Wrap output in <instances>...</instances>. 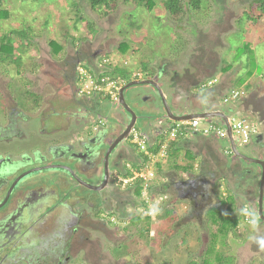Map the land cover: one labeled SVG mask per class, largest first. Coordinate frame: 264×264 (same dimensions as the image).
<instances>
[{
    "label": "rangeland",
    "instance_id": "374dc122",
    "mask_svg": "<svg viewBox=\"0 0 264 264\" xmlns=\"http://www.w3.org/2000/svg\"><path fill=\"white\" fill-rule=\"evenodd\" d=\"M164 1L154 0L156 5L149 11L144 4L136 3L135 0H116V7L112 10L106 7L94 10L87 0H6L4 8L10 17L0 21V38L13 30H24L27 37L23 41L18 38L14 41V62H4L0 50V103H8L7 106H10L12 97H17V92L18 96L21 95L20 90L38 92L42 96L46 93V98L53 97V101L59 96L66 97L64 91H70L64 86V65L61 62H66L67 52L78 47L84 49L93 41L102 49L101 60L107 58L118 64L132 62V65L133 62H160L158 65L167 62L168 75H174V67L179 71L187 68L190 74L193 73L191 78L196 85L194 88L198 89L191 93L190 100L200 101L203 90L201 86L211 80L215 82L212 89L216 103L212 104L213 107H222L218 101L222 103L224 98H228L232 88L245 92L240 100L223 107L231 116L233 105L237 104L235 110L239 112L238 116L246 117L252 124L256 123L258 129L263 127L264 18L247 24V18L242 17L240 20L244 12L255 8V0H203L199 10L184 5L183 16L178 19H174L165 10ZM51 41H59L63 50L56 54ZM124 42L129 45L126 55L119 51L120 44ZM17 59L19 64L15 61ZM195 63L194 74L192 69ZM228 66H232L230 71H224ZM133 67H120L127 80L132 78ZM103 97L105 95H101V98L107 104L111 103ZM18 98L24 99L23 96ZM134 109L138 112L137 108ZM261 131L264 129L261 128ZM192 134L191 131L190 136L193 138ZM205 137L202 133L195 142L190 143L193 140L189 139L182 144L184 149L190 147L189 164L193 168L199 157L195 152L205 143L201 140ZM169 152L170 149L164 159L156 157L149 161L147 169L152 171L154 177L143 182L141 200L136 203V200L131 199L134 205L126 208L129 214L122 211L125 219L116 218L109 227L89 230L87 235L91 242L85 244L87 254L97 251L98 259L88 257L85 263L76 258L75 262L219 264L220 257L225 260L229 256L232 260L227 264H264V251L257 253L250 249L253 238L260 237L264 230L255 232L252 228L230 229L222 240L219 226L213 225V219L212 222L209 220L211 213H221L217 209L208 211L206 215L203 212L199 222L195 223L192 215L199 214L192 207L195 195L181 187V182L185 186L192 175L180 167L185 166L180 164L183 152L172 155ZM219 154L222 160L229 159L232 164L236 162L234 156L222 155V152ZM129 158L139 163L137 152ZM184 159L186 156H183ZM204 160L209 164V157ZM203 163L199 162L198 169L194 168L191 172L198 173L200 170V177L208 183L214 180L215 174L209 166L203 169ZM232 176L235 175L230 173L227 178ZM135 182L125 187L121 184V187L126 193H133L138 185ZM222 197L226 199V196ZM233 200L236 204L235 198ZM237 203L241 208L245 204L251 206L249 199L242 195ZM219 207L225 211L222 215L227 214L228 209L224 205L220 204ZM241 208L234 212L235 215H240ZM259 225L264 227V221H259ZM261 241L264 238L259 240V244L264 246Z\"/></svg>",
    "mask_w": 264,
    "mask_h": 264
},
{
    "label": "flooded vegetation",
    "instance_id": "af4514ba",
    "mask_svg": "<svg viewBox=\"0 0 264 264\" xmlns=\"http://www.w3.org/2000/svg\"><path fill=\"white\" fill-rule=\"evenodd\" d=\"M89 44L84 49L73 48L72 52H67L66 62H61L64 86L70 91H64L66 97H55L53 101V97L46 98V93L42 96L38 92L20 90L24 99H19L17 92L10 106L0 103V264H78L76 258L85 263L88 257L98 259L97 251L87 254L85 244L91 242L87 235L89 230L109 227L116 218L125 219L126 208L134 205L131 199L137 203L142 198L135 191L126 193L117 184V176L140 166L129 158L137 152L131 137L107 157L110 144L117 138L107 135V123L121 119L127 126L131 119L129 113L107 95L103 98L109 99L110 104L101 94L86 96L79 92L80 70L93 72L105 65L101 60L102 49L93 41ZM146 66L134 69L129 80L120 75L118 89L134 80L155 81L165 95L166 90L171 89L170 95L182 101L181 104L169 102L171 111L181 115L178 109L184 99L192 101L191 93L198 91L196 85L191 86L185 72L165 75L164 69L152 62ZM156 91L149 86L128 89L130 104L137 107L138 116L155 113L152 96ZM214 94L212 87L202 90L200 101L197 100L200 106L210 111L221 109L212 106L216 103ZM218 103L222 106L220 101ZM156 105L162 107L161 116L166 114L162 103ZM169 121L158 118L154 140H160L165 128L162 125ZM261 124L263 127L258 129L257 137L242 150L258 162H264V131H261L264 123ZM234 158V166L225 171L221 165L210 185L200 176L191 178L185 186L181 182L184 190L195 195L192 207L199 214H193L192 218L198 223L203 212L204 215L212 209L225 212L219 207L224 200L222 195L226 196L225 201L235 198L231 212L235 215L241 208L237 200L242 195L251 202V206L243 204L241 209L249 208L252 224H244L242 216L237 230L263 231L259 221L264 219L258 215L262 165ZM230 173L235 176L227 178ZM224 206L227 210L228 204ZM262 238L264 233L254 237L250 249L257 253L264 251V246L259 244Z\"/></svg>",
    "mask_w": 264,
    "mask_h": 264
},
{
    "label": "built area",
    "instance_id": "2783aa9c",
    "mask_svg": "<svg viewBox=\"0 0 264 264\" xmlns=\"http://www.w3.org/2000/svg\"><path fill=\"white\" fill-rule=\"evenodd\" d=\"M105 63L110 65V62ZM105 72H107L106 68L104 69V71H102L101 69H96L93 72L81 69L80 75L82 77L81 81L83 82V85L80 89V92L85 95H92L93 93H105L108 97H110L112 101L117 102L119 99L118 83L113 78L106 76ZM87 81H89V84H87ZM214 83L215 82L211 80L201 87L203 90H206L207 88L213 87L215 85ZM243 96H245V92L231 89L229 90L228 98L222 100V103L225 105L233 101H238ZM238 114V112L232 113V115L229 116V123L232 129L233 138L236 141V146L238 148L245 149L249 144H251L253 138L258 135V125L256 123L252 124L253 122L247 120L244 116H238ZM201 123L202 121L200 119L195 118L189 122H178L171 124V126L166 131L167 143L176 142L183 138H186L188 136L189 130H200V132H202L206 136L214 135L219 139L225 140L227 142V145L229 146L224 123L208 122L203 128H201ZM134 142L139 145L142 151L146 149L145 140H140L137 133L134 134ZM166 148L167 145L163 146V154H165ZM224 153L227 156L232 155V151L229 147L224 150ZM148 167L149 165H146L145 168L142 167L139 171L131 170V176H117V183L120 185L122 184L123 187H125L129 183L135 181H141L142 184L143 182H148V179H152L154 177L152 171L150 169H147ZM145 172H148V174ZM243 212L245 213V215L243 216L244 224H252L249 208L245 207L243 209Z\"/></svg>",
    "mask_w": 264,
    "mask_h": 264
},
{
    "label": "trees",
    "instance_id": "16d2710c",
    "mask_svg": "<svg viewBox=\"0 0 264 264\" xmlns=\"http://www.w3.org/2000/svg\"><path fill=\"white\" fill-rule=\"evenodd\" d=\"M6 0H0V21H5L7 20L9 17H10V13H8V10L4 8V2ZM136 3H139V4H144L149 11H152L155 7V2L154 0H135ZM87 2L89 3L90 7L92 9H100L102 7H106L108 8L109 10L111 9H114L116 7V0H87ZM186 2V3H185ZM202 3H203V0H165L163 2V7L165 8V10L171 14V16L174 18V19H178L180 17L183 16V13H184V5L186 8L188 7H191L193 9H196V10H199L202 6ZM254 4H255V8L253 10H250V11H246L243 13V15L241 16L240 20L242 19V17L244 18H247L246 20V24L247 23H250L252 21H255V20H260L262 18H264V0H255L254 1ZM240 22V21H239ZM27 37V34L24 30L22 31H15L13 30L12 32H9V33H6L4 34L1 38H0V43H4V44H1L0 46V50H1V53L2 56H1V59L4 61V62H14L13 61V58L15 57L14 55V51H15V48L13 46V43L14 41L18 38L20 41H23L25 40ZM50 44H52L53 46V50L54 52H56V54H58L62 49V45L59 41H51ZM23 45V44H22ZM129 45L126 44L125 42L124 43H121L120 46H119V51L123 54H127V52L129 51ZM17 64H19L20 62H17V60H15ZM147 64V62H146ZM232 68V66H228L224 71H227ZM116 74L118 75H122L123 76V73L121 72V70H116ZM234 89V88H232ZM214 136V135H213ZM224 141V140H223ZM178 145V144H177ZM177 145H173L171 148H170V152L169 154L172 155L173 153H176L177 154ZM225 147V146H224ZM223 147V148H224ZM152 152H154L155 154L158 153V147H154L151 149ZM176 151V152H175ZM144 155H142V160H144ZM148 160V158L146 157L145 158V162ZM226 162H228L226 164V166L230 167V165L232 164L230 162L229 159L226 160ZM214 163H217L214 162ZM220 166V165H219ZM181 167V166H180ZM183 168V170L185 172H189L190 170L193 169V167L189 164L185 167H181ZM136 170H139V168H135ZM224 170L227 171V167L225 168L224 167ZM223 171V172H225ZM217 172H219V169H217ZM221 171V173H223ZM132 173L131 171L127 172L126 174H124V176H131ZM138 185L135 189V193L138 195V196H141V190L142 188V183L141 181H137ZM233 198H231V201H225L223 200L222 201V205H225V204H228V212L227 214H221V213H211L209 215V219L210 221L212 222L211 219H213V222L214 224L213 225H218L219 226V231L220 233L222 234L223 238L222 240L224 239L225 235H227L228 231L230 229L232 230H237V227L239 226V222H240V219L242 216L245 215V213L243 212V210L241 209L240 211V215L237 216V215H231V212L234 210V206H235V203L233 202ZM232 202V203H231ZM230 205V206H229ZM224 262L227 264L229 262H231V259L230 257H228L227 259L223 260V258H219V264H224ZM189 264H199V263H196V262H191ZM206 264H209V263H206Z\"/></svg>",
    "mask_w": 264,
    "mask_h": 264
},
{
    "label": "water",
    "instance_id": "95a60500",
    "mask_svg": "<svg viewBox=\"0 0 264 264\" xmlns=\"http://www.w3.org/2000/svg\"><path fill=\"white\" fill-rule=\"evenodd\" d=\"M134 86H149V87H154L157 91L154 95L155 103H162V105L165 108L166 114L161 116L163 113L162 107H157V114L156 115H151L148 114L146 117L138 116V112L135 111L134 107L129 104V97H128V89L134 87ZM158 84L155 81L151 80H134L130 83H128L126 86H124L122 89L119 90V100L117 104L121 105L126 112L129 113V117H131L130 122L127 124V126L123 125L121 119H116V122L113 123H107V130L108 134L107 135H116L117 138L114 140L112 144H110L108 148V155L107 157L112 154V151L117 149V147L121 144H124L126 141H128L129 137L132 136L133 130H137L140 132V135L147 138L148 140L155 138L156 134L154 133L156 125L158 122V118L164 117L167 118L168 120L171 121H188L194 118H199L201 120H210V119H219L225 124L226 128V135L227 139L230 144V149L233 153V155L239 159L245 160V161H254L258 162L255 160H252L253 158L246 155L244 152L238 150L236 147V141L233 138L232 135V129L229 123V118L227 114L224 111H200L192 114H181L177 115L171 111L170 106L168 105V102L166 100V96L163 92V90L159 87L158 89ZM135 108H137L135 106ZM151 110V108L149 109ZM148 110V111H149ZM153 110V107H152ZM159 115V116H158ZM138 120V121H137ZM259 164L262 165L263 168V173H262V178L260 182V197H259V210H258V215L260 218L264 219V212H263V200H264V162H258Z\"/></svg>",
    "mask_w": 264,
    "mask_h": 264
},
{
    "label": "crops",
    "instance_id": "0c3cea01",
    "mask_svg": "<svg viewBox=\"0 0 264 264\" xmlns=\"http://www.w3.org/2000/svg\"><path fill=\"white\" fill-rule=\"evenodd\" d=\"M148 63V62H147ZM156 67H158L159 66V68H163L164 69V72H166V64L165 63H167V62H164V64L163 65H158V63H160V62H152ZM173 64V63H172ZM203 64V63H202ZM186 65V64H185ZM184 65V66H185ZM188 65V64H187ZM131 66H134V69H140V68H143V69H145L144 67H147L146 66V62H133V65H132V63H131ZM142 66V67H141ZM183 66V67H184ZM189 66V65H188ZM195 67H196V63L194 64V67H193V71H194V74H195ZM175 68V73H180V72H185V74L187 75V78H188V82L189 83H192V84H194L195 82H194V80H192V74H190V72H189V70H185V69H180V71H179V69H177L176 67H174ZM187 69V68H186ZM165 75H168L167 73L165 74ZM197 81V80H196ZM231 89V88H230ZM164 93H165V91H164ZM166 100H168L167 102H168V105H169V102L171 103V104H176V103H180V102H182L180 99H178V98H176V97H174L173 95H170V94H172V90L171 89H167L166 90ZM186 98V97H185ZM183 99V98H182ZM170 100V101H169ZM153 102V101H152ZM154 105H155V107L152 105V107H153V109H156L157 107H159L158 105H156L155 103H153ZM181 104V103H180ZM236 105L237 104H234L233 105V108H235L236 107ZM224 107L222 106V108L221 109H223ZM206 110H207V108H205ZM203 107H201L200 106V104H197V101L194 99V100H192V101H189V100H187V99H184V103H183V106H181L180 105V109H178L180 112H182L181 114H192V113H196V112H199V111H204L205 110ZM226 109V108H225ZM155 113H158L157 112V110L155 111ZM204 124H202L201 126H203ZM199 134H194L193 136V138L192 137H190V138H188V139H192L193 141L192 142H190V143H193V142H195V140H197V139H200V136H198ZM201 140H203L205 143L203 144V145H201V147L199 148V149H195L196 150V152H195V154L197 155V156H199L198 157V160H197V164H199V162H201L202 161V163H203V161H204V165L202 164V166H203V169H205L207 166H209V168H211V170H213V173L215 174L216 172H217V169H219V167L222 165L223 166V168L225 167H227V170L229 169V168H232L234 165L233 164H231L230 165V167H228V166H226V164L228 163V162H224V160H222L221 158L222 157H220L221 155L219 154V153H221L222 151H223V147L225 146H227V143L225 142V141H223L222 139H218V138H216V137H205L204 139H201ZM185 141H183L182 143H180V145H177V147H176V149H177V154H179L180 152H183L182 154H181V156H180V159H181V162H180V164L181 163H183L182 165H185V166H187V165H189V163H190V154H191V150L189 149L190 147H188V148H186V149H184L183 147H182V144L184 143ZM187 144H189V143H187ZM211 151H213V153H210ZM193 153V152H192ZM223 155V154H222ZM183 156H186V159H184L183 160ZM209 157V160H208V162H209V164L211 163L212 165L210 166L209 164H206V162H205V160L204 159H206V158H208ZM217 161V163L214 165V162H216ZM195 165V167L194 168H196V169H198V167L200 166V164H199V166L198 165ZM179 165V164H178ZM220 165V166H219ZM181 166V165H180ZM185 166H181V167H185ZM193 168V169H194ZM216 168V171L214 170ZM192 169V170H193ZM192 170H190L189 172H187V174H191L192 176H190V175H188V176H190V179L191 178H193V177H196V176H200V170L198 171V173H197V171L196 172H191ZM215 171V172H214ZM219 172H220V170H219ZM219 172H217V173H219ZM202 180H206V179H204V178H202ZM187 183V182H186ZM208 183L210 184V182L208 181ZM221 204V203H220Z\"/></svg>",
    "mask_w": 264,
    "mask_h": 264
},
{
    "label": "clouds",
    "instance_id": "9594fccd",
    "mask_svg": "<svg viewBox=\"0 0 264 264\" xmlns=\"http://www.w3.org/2000/svg\"><path fill=\"white\" fill-rule=\"evenodd\" d=\"M63 46V45H62ZM99 62H101V60L99 61ZM105 62H110L108 59H103V61H102V63H104L105 65H104V68H97V70L98 69H101L102 71H104V69L106 68L107 69V72H105V75L106 76H109V77H111V78H113L116 82H117V80H118V77L120 76V75H118V74H116V70H119L120 69V67H124V66H131V63L132 62H124L123 64H118V63H116V62H110V65L109 64H106ZM108 65V66H107ZM83 69V68H82ZM83 70H85V69H83ZM121 70V69H120ZM85 71H87V70H85ZM103 74V73H102ZM132 75H134V74H132ZM83 82L81 81V84H80V89H81V87H82V84ZM118 83V82H117ZM119 84V83H118ZM118 87H119V85H118ZM80 92V91H79ZM81 93V92H80ZM82 94V93H81ZM100 94V93H99ZM101 95H106V94H104V93H101ZM118 95H119V89H118ZM86 96H90V95H86ZM119 100V99H118ZM112 101V100H111ZM114 102V101H113ZM118 102V101H117ZM117 102H115L116 104H117ZM222 106H225L223 103H222ZM208 110V109H207ZM208 111H210V110H208ZM215 111H224L226 114H227V116H228V118H229V114H228V112L225 110V108H223V109H219V110H215ZM232 112L234 113H237V111L235 110V108H233L232 109ZM239 113V112H238ZM185 114V113H184ZM195 119V118H194ZM199 119V118H198ZM191 120H193V119H191ZM191 120H188V121H169V123H167L166 125H162V126H165V128H164V130L162 131V133H161V138H160V140H154L155 138H156V136H155V138H152V139H150V140H148L147 138H145V137H143V136H141L140 135V132L139 131H137V130H133V132H132V136H131V142H132V144L135 146V148L137 149V158H138V162H139V164L141 165V168L143 167V168H145V166L146 165H149V161H153L154 159H156V157L157 158H160V159H164V158H166L167 157V155H168V151H169V149L175 144V145H180V143H182L183 141H185L184 143H186L189 139L188 138H190L191 136H190V133H191V131L189 130V132H188V136L186 137V138H183V139H181V140H179V141H176V142H168L167 143V139H166V137H167V134H166V131L168 130V128L171 126V124H173V123H178V122H189V121H191ZM201 120V119H200ZM202 121V123H201V125L202 124H204L203 123V121H206V123H208V122H219V123H223L221 120H219V119H210V120H201ZM206 123L204 124V126L206 125ZM204 126H201V128H203ZM224 126H225V124H224ZM191 129V128H190ZM155 132V131H154ZM135 133H137L138 134V137L140 138V140H145V146H146V149L145 150H141L140 149V147H139V145L137 144V143H135L134 142V134ZM192 135H194V134H199V135H201L202 134V132H200V130H193L192 131ZM207 137H213V135H210V136H207ZM214 137H216V136H214ZM257 137V136H256ZM255 137V138H256ZM216 138H218V137H216ZM255 138H253V140L255 139ZM219 139V138H218ZM223 140V139H222ZM252 140V141H253ZM225 141V140H224ZM226 142V141H225ZM229 142V141H228ZM227 143V142H226ZM252 143V142H251ZM165 145H167V148H166V152H165V154H163V146H165ZM158 147V153L157 154H155L154 152H152L151 151V149L152 148H154V147ZM227 147H229L230 148V144H229V146L227 145L226 147H224V149H223V151H222V154H224V155H226L225 153H224V150H226L227 149ZM237 147V146H236ZM238 148V147H237ZM238 150H240V151H242L243 149L241 148H238ZM233 154V153H232ZM142 155H144V157L146 158H148V160L146 161V163H145V158H144V160H142ZM150 166V165H149ZM139 168V167H138ZM141 168H139V170L141 169ZM136 169H133V171H135ZM139 170H136V171H139ZM131 171V170H130ZM122 176H124V175H122ZM261 244L262 245H264V241H261Z\"/></svg>",
    "mask_w": 264,
    "mask_h": 264
},
{
    "label": "bare ground",
    "instance_id": "6f19581e",
    "mask_svg": "<svg viewBox=\"0 0 264 264\" xmlns=\"http://www.w3.org/2000/svg\"><path fill=\"white\" fill-rule=\"evenodd\" d=\"M107 59V58H106ZM225 97V96H224ZM225 99V98H224ZM226 105V104H225ZM198 136H200V135H198Z\"/></svg>",
    "mask_w": 264,
    "mask_h": 264
}]
</instances>
